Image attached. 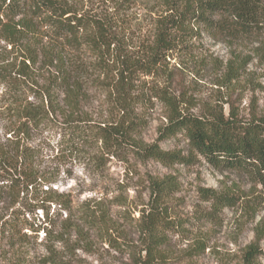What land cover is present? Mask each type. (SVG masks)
I'll use <instances>...</instances> for the list:
<instances>
[{"label":"trees","instance_id":"1","mask_svg":"<svg viewBox=\"0 0 264 264\" xmlns=\"http://www.w3.org/2000/svg\"><path fill=\"white\" fill-rule=\"evenodd\" d=\"M128 1L117 0L111 13L91 14L78 12L64 0H0V41L4 42L0 46V264L34 262L29 244L41 230L47 241L51 237L63 240L66 220L58 233L52 228L64 211L70 215L71 201L68 194L53 188L59 167L43 165V143L35 141L46 130L57 133L55 147L62 158L93 145L165 167L204 161L264 188V113L247 120L223 112L222 107L195 113L183 105L189 101L183 91L177 95L171 90L179 69L169 67L174 58L179 64L197 61L203 53L199 43L205 37L233 41L264 35V0H154L160 10L145 38L134 47L117 33ZM66 52L90 54L95 57L94 66L115 68L110 95L121 113L116 121L103 123L77 115L84 67L66 57ZM240 64L237 59L230 62L231 79L237 77ZM139 75L162 78L150 87L162 105L163 117L157 138L150 144L135 137L143 119L130 114V107L144 101L143 94L141 99L132 94ZM60 100L69 109L67 114ZM170 139L183 142L184 147L167 150L160 146ZM177 189L174 175L149 178L150 199L137 224L145 253L142 257L132 254L133 264H163L170 234L177 228L185 231L183 220L170 218L168 213L167 199ZM200 198L208 204L200 213L206 221L218 219L223 208L235 206L240 199L212 188L201 189ZM90 203L83 204L84 218L102 230L105 212H98L100 202ZM205 249L203 240L196 239L189 256L197 257ZM261 253L257 241L251 242L241 264H257ZM40 260L64 264L55 254Z\"/></svg>","mask_w":264,"mask_h":264},{"label":"rangeland","instance_id":"2","mask_svg":"<svg viewBox=\"0 0 264 264\" xmlns=\"http://www.w3.org/2000/svg\"><path fill=\"white\" fill-rule=\"evenodd\" d=\"M64 1L78 12L91 14L111 13L117 2ZM153 1L129 0L128 9L120 17L122 22L118 24L117 33L131 47L145 38L152 18L160 10ZM46 41L47 38H43V42ZM263 41L264 35L233 41H213L205 37L198 42L203 53L197 61L179 64L176 58L171 59L169 67L179 69L175 70L171 90L177 95L183 91L184 97H189L183 105L191 107L195 113L222 107L223 112L231 111L243 120L264 113ZM2 45L4 42L0 41ZM65 55L80 61L84 67L77 115L103 123L116 121L121 113H117L110 95L115 68L94 66L95 57L90 54L66 52ZM235 59L240 61L241 68L237 77L231 79L228 69ZM43 73L45 71L40 72ZM161 82L162 78L157 75H139L134 82L133 96L144 95V101L130 107L132 117L143 119L135 134L140 143H153L157 128L162 124V105L150 93V87ZM60 103L67 114L69 109L61 100ZM56 134L55 130H46L35 142L43 143V165L59 167L53 188L69 195L70 215L64 211L52 228L58 233L63 219L66 220L63 240L53 241L51 237L47 241L41 230L39 237L29 244V256L35 259L31 264H45L40 259L50 254H55L64 264H133L132 254L142 257L145 253L141 250L137 224L150 199L149 178L166 175H174L178 181L177 191L167 199L169 217L182 219L185 231L177 228L170 234L163 264H241L245 247L255 240L262 251L257 264H264V188L253 180L234 171H218L204 161L165 167L151 159L93 145L83 147L74 156L62 158L55 147ZM160 146L173 150L182 149L184 144L170 139ZM203 188L233 193L240 199L235 206L223 208L218 219L206 221L200 214L208 208L207 202L200 198ZM88 200L90 204L100 202L98 212H105L107 222L102 230L92 227L84 218L83 204ZM196 239H202L206 249L191 258L189 253ZM112 242L116 246L110 244Z\"/></svg>","mask_w":264,"mask_h":264}]
</instances>
